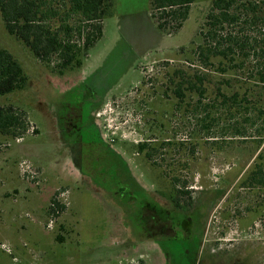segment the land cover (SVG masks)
I'll use <instances>...</instances> for the list:
<instances>
[{
    "label": "rangeland",
    "instance_id": "rangeland-1",
    "mask_svg": "<svg viewBox=\"0 0 264 264\" xmlns=\"http://www.w3.org/2000/svg\"><path fill=\"white\" fill-rule=\"evenodd\" d=\"M246 1L259 17L229 30L246 49L224 73L194 52L213 0H196L182 28L164 34L150 0H113L101 39L62 75L0 11V46L28 79L0 106L24 111L29 125L20 139L0 134V264H264L262 121L234 138L244 120L227 111L234 93L264 106L247 57L263 45L264 0ZM184 74L197 76L202 97L187 88L177 99L179 80L192 79ZM82 95L96 99L105 145L81 147L67 133Z\"/></svg>",
    "mask_w": 264,
    "mask_h": 264
},
{
    "label": "trees",
    "instance_id": "trees-1",
    "mask_svg": "<svg viewBox=\"0 0 264 264\" xmlns=\"http://www.w3.org/2000/svg\"><path fill=\"white\" fill-rule=\"evenodd\" d=\"M112 2L113 0H0V11L7 31L25 44L39 61L47 66L54 65L53 71L62 75L65 71L81 67L89 50L101 39L103 19L109 14ZM194 2L196 0H150V9L153 11L151 17L156 21L158 31L162 34L170 30L179 31L189 18ZM244 3L248 2L213 0L204 24L206 27L199 31L203 44L194 51L202 66H211L212 60L216 59L219 71L223 73L226 71L222 68L224 66L231 65L233 69L240 67L246 49L245 42H242L236 31L229 30L235 29L236 25H246V18L258 20L259 17L257 3L252 4V16ZM74 17L76 20L72 22ZM254 20L249 24L254 23ZM262 44L253 47L252 56L247 50V57L255 61L256 81L264 85V39ZM196 79L197 76L192 79L182 76L183 81L179 80L174 90L178 100L185 98L183 89L187 88L203 96L204 89L195 83ZM27 81L22 66L8 50L0 46V98L25 89ZM183 84H187L186 88ZM229 101L228 115L236 118L239 114L244 120L233 131V137L246 139L247 128L242 125L247 124L249 129H254L262 121V126L257 129V137L263 138L264 106L252 103L247 106L249 99L246 96L239 98L237 93L229 97ZM224 103L227 104L226 101ZM28 127L24 111L12 105L0 106L1 135L20 139ZM146 147L151 151L155 149L152 146L149 148L145 143L140 144L138 149L143 152ZM145 157L149 160L152 154L147 153Z\"/></svg>",
    "mask_w": 264,
    "mask_h": 264
},
{
    "label": "flooded vegetation",
    "instance_id": "flooded-vegetation-1",
    "mask_svg": "<svg viewBox=\"0 0 264 264\" xmlns=\"http://www.w3.org/2000/svg\"><path fill=\"white\" fill-rule=\"evenodd\" d=\"M80 99L81 102L79 107L77 108L78 110L76 111V113L74 112V115L72 117L74 121L71 120L70 122H68V135L76 142H81V147L92 148L94 146L100 145V143L102 145H105L106 142L103 140L100 130L98 129L95 121L92 119L93 108H96L97 106V104H95L96 99L93 104L89 100L90 98L88 99L85 95H82ZM86 104H88L89 106L87 107ZM85 114L88 115V117H86ZM76 150H78V148H76Z\"/></svg>",
    "mask_w": 264,
    "mask_h": 264
}]
</instances>
